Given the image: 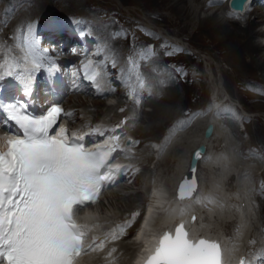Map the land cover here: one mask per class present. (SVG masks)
I'll return each mask as SVG.
<instances>
[{"label":"snow or ice","instance_id":"snow-or-ice-1","mask_svg":"<svg viewBox=\"0 0 264 264\" xmlns=\"http://www.w3.org/2000/svg\"><path fill=\"white\" fill-rule=\"evenodd\" d=\"M23 46V61L9 56L5 49L0 81L14 77L30 94L33 73L42 67V57L48 59V50H40L32 25L23 34ZM148 55L144 50L140 53L141 59ZM21 63L31 66L21 68ZM129 65V71L139 68L131 57ZM83 70L85 79L100 89L107 75L104 64L88 61ZM137 79L142 83L139 76ZM128 95L133 96V91ZM0 112L18 129L4 137L6 150L0 151V264H80L81 257L103 250L109 236L112 241L119 239L125 225L118 226L120 233L112 230L103 239L95 235L89 238V232L100 226L98 219L92 214L79 216L83 209L97 203L103 182L120 170V165L110 164L115 146L86 148L82 143L84 135H70L68 128L59 124L62 116L71 113L56 104L35 116L26 111L23 103L0 102ZM195 190L193 177L180 185L179 198H192ZM115 251L112 248L107 255ZM141 264H224V256L217 241L193 236L181 222L174 231L159 235ZM239 264L246 262L241 259Z\"/></svg>","mask_w":264,"mask_h":264},{"label":"rangeland","instance_id":"rangeland-1","mask_svg":"<svg viewBox=\"0 0 264 264\" xmlns=\"http://www.w3.org/2000/svg\"><path fill=\"white\" fill-rule=\"evenodd\" d=\"M40 3L37 4L35 7L31 6L30 15L27 17V20L31 19L33 16L41 17L46 15L47 12L49 13H59V12H66V13H73L78 12L81 13L82 16L85 18H90L87 16L85 11L92 13L93 8L89 5L91 2L98 4V7L101 9H105L107 11H118L124 14L126 17H130L134 15L138 20L143 22H150L156 27H158L163 33L170 34L173 37L180 38L182 41L189 43L194 49H197L199 53L193 55L192 53H188L189 55L180 54L182 50L178 48L176 45L172 44L171 42L163 39L159 36H156L154 32H145L142 28H139L133 34H130L127 25L119 22H114L109 16L106 18L109 22H111L116 30V35L121 43L124 45L128 41V39L132 36L136 41V47H131L130 50L133 55L136 57V50L141 52L142 50L147 51L149 53L148 57L153 58L157 73L155 78H160V81L156 82L158 87H161L160 93L161 96L159 98L152 97L155 100V104L158 105H165L168 110L171 111L170 117L166 118L164 121H156L152 122L149 126V121L146 120V115L151 113L153 107L151 106V102H147V99L150 98L152 91L155 86V82L153 78H150L149 88L151 94L147 96V98L142 102L140 109H138L135 123L136 126L131 130L132 133L136 134L138 138L145 140L147 138H157L167 122L175 115L181 112V109L184 106L193 107L202 103L203 100L208 98V92L211 91L213 93V89L216 88L217 91H220L222 95L229 96L233 99H238L237 103L241 105L247 111L253 113V119L249 118L246 121L245 132H234L232 139H228V133H223L219 128H217L215 138L211 143V148L213 149V153H223L228 159L231 160L230 165L228 166L229 169H234L237 167V163L234 162L236 159V154L234 153L233 148L231 147V142H236L242 145L243 143H260L264 145V94H258L254 91L250 92V89L244 87L242 83L244 81H259L264 83V78L262 77L261 73H264V62L261 66H257L255 63L250 61V57L245 52L243 48H236L235 46H239L237 42L234 40L235 38L232 36L224 35V32L214 33L210 31L207 27V21L198 22L199 19H205L208 16H211L213 13L218 15V19L220 21L230 23L231 20L227 19L222 15L221 9H214L211 7H201L202 2L201 0H179L181 1V6H184L185 12L183 10H179L172 7V3L176 0H39ZM162 1V2H161ZM86 2V3H85ZM10 0H2L0 1V10L3 12L10 11L6 8L5 5L9 6ZM45 4V6H43ZM50 4H53V9H50ZM167 5V6H166ZM259 5H257L258 7ZM259 9V10H257ZM255 12L248 11L246 15H244L245 19L238 21L237 25L244 26L246 21L249 20H257L261 17H258L257 12L262 9L257 8ZM179 11V12H178ZM94 22L100 23L102 25H108V23L104 21H100V19H93ZM147 23V22H146ZM201 26L203 27H200ZM198 26V27H197ZM206 26V27H205ZM255 31L264 30V24L258 21L253 26ZM112 29V27L110 26ZM108 29V34L109 30ZM92 30L99 36L100 33H97L96 27L93 25ZM204 31V32H203ZM106 34V33H105ZM111 36V35H110ZM102 37V34H101ZM151 39V42L148 43L147 38ZM258 38V39H257ZM116 39V38H114ZM252 39L256 43H262L263 40L260 36H253ZM117 41V39H116ZM258 41V42H257ZM118 42V41H117ZM120 47L118 44L117 49ZM242 47V45H241ZM68 52L64 50L63 54L70 58L71 55L78 56V54H71V50L69 49L68 45ZM228 48V49H227ZM110 49V48H109ZM185 51V50H184ZM168 53V54H166ZM257 57L259 55L262 56L264 60V45L257 53ZM70 55V56H69ZM130 55L128 52H125V56ZM119 58V54H117ZM83 59L80 56L77 57V60ZM188 58V59H187ZM172 59L179 60V59H186L183 63L174 65ZM120 60V59H119ZM149 60V59H148ZM251 62V63H250ZM194 64L198 69L197 76L195 77V82L192 83L190 81L184 80V72L185 70L191 65ZM253 64V65H251ZM260 64V63H259ZM243 67V68H242ZM260 67V68H259ZM143 71V70H142ZM116 73V70L112 72V74ZM171 78V79H170ZM118 80V79H117ZM116 80V83L118 82ZM118 95H109L106 97H91L88 94H76L70 97L71 104L74 106L75 110H77L78 114L85 115L88 118H95L97 116L105 117L111 115L116 107L115 101L117 100ZM179 102H178V101ZM159 101V102H158ZM172 101V103H171ZM109 102H112L110 105ZM79 103L83 105H78ZM161 103V104H160ZM70 104V105H71ZM110 106V107H109ZM173 107V113H172ZM98 110H104L102 114H98ZM113 116V115H112ZM210 115H203V119L200 117L197 118L195 123H189L188 127L185 128L184 132L179 136L174 138L171 144L166 146L165 151L158 157L155 158L153 153L150 152L149 148L146 144H139V149L137 156L140 160L141 171L143 168L147 167L150 170L151 176L149 177V183L152 184L159 183L171 188L173 184V179L176 177L177 173V165L179 164L180 158L185 155V160L188 155V150L186 149L191 148L188 143V140L193 136L190 134H194L196 131L198 134L202 132L203 122L208 120ZM191 120V119H190ZM189 120V121H190ZM186 121V119L184 120ZM183 121V122H184ZM200 121H202L200 123ZM201 124V125H200ZM190 129L189 132L188 129ZM229 128L232 130L231 125ZM233 131V130H232ZM193 132V133H192ZM186 133V134H185ZM218 134V135H217ZM230 137V136H229ZM224 138V142L226 141V145L224 146L223 150H216V147L219 146V141ZM195 143V141H194ZM188 145V146H187ZM145 148L148 151L145 153ZM241 148V147H240ZM239 148V149H240ZM152 153V155H151ZM230 153L231 155H227ZM264 154V149L262 151ZM145 155H148L149 159H145ZM212 156V155H211ZM235 156V157H234ZM239 157V155H237ZM150 158H153L152 161ZM184 160L183 170L186 169V161ZM183 161V160H182ZM158 162V163H157ZM244 165H248V162H243ZM242 163V164H243ZM183 165V163H182ZM205 167L202 165L199 168V179L201 185L203 187V191H207L208 195L211 194L213 191L210 190L213 187L211 186V182L218 181V184H221L223 176H226L227 171H224L220 166V171L215 172V167L208 166L207 162L204 163ZM207 165V167H206ZM185 167V168H184ZM228 169V170H229ZM139 171L136 175L137 181L129 188H122L117 190L121 182L113 185L112 187L105 190L101 197L99 198V206L93 207L92 215H95L101 219H105L110 217V215L115 214L116 212L125 208H130V202L121 200L120 203H117L114 199L111 198L112 195L119 194L120 196L117 197H124L126 193H131L129 197L131 199L140 198L136 201L135 207L139 206L140 202L142 203L145 199V188L146 183L143 181L142 177L139 175ZM143 172V171H142ZM239 176V184L236 189L227 191L234 194H227L225 190L217 194L218 201L225 195H228V202L232 203L233 205L240 206L243 210V215H245V206L248 204L251 206V193H248V189L246 190V183L247 180L245 179V172H238ZM152 179V180H151ZM142 180V181H141ZM151 180V181H150ZM209 181V183H208ZM147 183V184H149ZM208 183V186L206 187ZM125 185H122V187ZM110 191L109 194L108 191ZM107 191V195L104 194ZM133 191V192H132ZM241 192V193H240ZM221 193V195H220ZM224 193V194H223ZM226 193V194H225ZM206 194V195H207ZM242 194V195H241ZM111 195V196H109ZM215 195V194H214ZM224 195V196H222ZM230 195V196H229ZM222 196V197H221ZM221 197V198H220ZM239 197V198H238ZM241 198V199H240ZM126 199V198H125ZM231 199V200H230ZM111 200H113L111 204ZM259 200H264V184L259 187ZM249 202V203H248ZM245 205V206H244ZM253 205V204H252ZM134 207V206H133ZM234 207V206H233ZM235 208V207H234ZM250 209V208H249ZM197 210V209H196ZM204 213V212H203ZM207 214H203V219H205ZM248 220V217L245 216ZM156 219V218H155ZM260 220L263 221L264 225V216L260 217ZM221 223V230H223L225 222L221 219L219 221ZM250 226V223H248ZM225 229V228H224ZM248 228L246 229V233ZM256 232V231H254ZM240 235V234H239ZM128 240V243L132 245L135 251L138 247V243L133 241L132 236L128 234L125 236ZM239 241H243L244 239H240ZM245 238V237H243ZM127 243V244H128ZM241 246V245H240ZM120 244H119V251L120 252ZM124 250V251H123ZM126 252V253H124ZM123 255L118 257L120 263L123 264V260H126L129 257L128 252L125 249H122ZM125 254V255H124ZM127 254V255H126ZM127 257V258H126ZM97 258V257H96ZM96 258H90L93 260L91 263L96 264ZM100 258V257H99ZM109 264H112L109 262Z\"/></svg>","mask_w":264,"mask_h":264},{"label":"bare ground","instance_id":"bare-ground-1","mask_svg":"<svg viewBox=\"0 0 264 264\" xmlns=\"http://www.w3.org/2000/svg\"><path fill=\"white\" fill-rule=\"evenodd\" d=\"M167 1H169V0H167ZM181 1H179V0L174 1L171 6L174 7V8H176V10L177 9H179V10L181 9V10H183V12H185L184 6H181V4H180ZM254 1L251 3V5L254 3ZM256 3H254L253 6H252V12H255V9H257V8L262 9L261 11H259V14L257 12V15H258V17H261L260 19H258V21H260V23L264 24V8H262L263 5H259L257 7V4ZM5 6H6V8L9 9V6L8 5H5ZM257 10H259V9H257ZM250 12H251V10H250ZM9 17H10V11L3 12V11L0 10V20H6ZM87 20H88L89 25H90V30L92 32H94V30H92V26L94 25L96 27V30L95 31H97V33H100V35H99L100 37H101V34H102V37L101 38H103L106 41V43L108 45V48H110V49L116 48L117 49V46H118L119 42H117L116 39H114V37L110 36V34H108V31H107L108 29H111L110 26H108V25L106 26V25H102L100 23H96L91 18H87ZM199 21L200 22L207 21V23H206L207 26H208L207 28L210 31H213L215 34L216 33H220V32H224V35H228V36L234 37L235 38L234 40L237 42L238 45H240V47L239 46H235V47L236 48H243L245 50V52L248 54V56L250 57V61L252 63H255L257 66H261V64H263L264 60H263L262 56L259 55V57H257V55H258L257 53L262 48L263 43H256L252 39L253 36H260V37L264 38V30L255 31L253 29V27H252L255 23L258 22L256 19L255 20L254 19L253 20H249L248 19L246 21V24L244 26H242V27L239 26V25H237L238 22H236V21H231V24L230 23L223 22V21H220L218 19V15H216V13H213L211 16H208L205 19H199L198 22ZM200 27H203V26H201V24H200ZM68 45H69V41L63 43L58 48V50L60 52H62V54H63V51L62 50H64V49H65L66 52H68V48H67ZM241 45H242V47H241ZM61 48H62V50H61ZM120 55L121 54L119 53V58L117 57V60L120 59ZM77 57L80 58L79 55L78 56L71 55L69 59L67 57V60L69 62L73 63L74 65H76L77 64V61H78L77 60ZM126 57L127 58H130V55H128ZM138 64H139V70L138 71H140L143 74L150 75V72H151V61L150 60H148V59H142ZM251 65H253V64H251ZM114 71H115V69L113 67L108 68L107 84L109 86H111L112 89L116 93H119V94L122 95L129 88V86L126 84V81L122 79V77H121V75L119 73H117V74L113 73L112 74V72H114ZM131 73H132V76L134 78H136L137 72L136 71H131ZM261 74H262V77L264 78V73H261ZM116 80L118 81L117 83H116ZM136 95L140 99H143V100L146 99V98H141V96L138 95V94H136ZM148 101L151 102V106L153 107V110H152L151 113H148L145 116L146 117V120L149 121V124L147 126H149L152 122H156V121H158V122L161 121L162 122L166 118L170 117L171 111L168 110L166 107H164L165 105L163 106V105L155 104V100L151 96H150V98L147 99V102ZM171 103H172V101H171ZM80 104L81 103H79L78 105H80ZM83 104H81V105H83ZM73 105L71 104V106H73ZM103 111L104 110H98V114H102ZM172 113H173V107H172ZM201 118L203 119V117H201ZM93 119H95V118H93ZM96 119H97V117H96ZM190 119L191 118L188 117V118H186V121H184L185 120L184 119V120H182L180 122L181 123V126H180V129H179V132H182V131L184 132L185 131L184 129L187 128L188 125H189V123L191 122ZM206 121L207 120H205L203 123H205ZM201 122L202 121H200V123ZM226 124L228 126L231 125L232 130H234V128H233V122H232L231 119H229L228 122H226ZM190 129L191 128H189L188 131H186V132H189ZM215 131H217V128H216L215 123H213V131H212L211 135L208 138L203 137L202 133L201 134H198L197 131H196L194 134H190V136L191 135H193V136L188 140V143H190L189 145H191L190 147L192 148L193 146L196 145L195 143H197L199 140H204L206 142V149H205V151L203 153V156H202V158H201V160H200V162H199L198 165L201 166L202 163L207 162V165L208 166H212L214 168V163H215V164H218L219 166H221V168L224 171H228V166L230 165L231 160L228 159L225 155H223V153H217V154L216 153H213L212 154V152H214V151L211 148L212 147L211 146V143H212V141L215 138ZM179 132H177V131H175L173 129H170V131L166 133V135L164 136V138H163V140L161 142V147L163 148L164 151H165L164 148H166V146H168L169 144H171L175 137L177 139V136H179L180 134H182V133H179ZM228 139H229V135H228ZM194 141H195V143H194ZM191 148L186 149V151L188 150V152H187L188 154H189ZM146 152H147V150L145 151V153ZM184 160H185V155H183L182 158H180V160L178 162L179 164L177 165L178 166L177 167V173L175 175L176 177L173 179V184H174V182L176 183V181L178 180V178L184 172V170H183ZM186 160H187V158H186ZM246 161L249 163V161L247 159H246ZM243 162L244 161H242V163ZM182 163H183V165H182ZM249 164L252 165V163H249ZM142 171L140 172L139 175L142 177L143 181L147 185L146 188H145V192H146V190L149 187V184H147V183H149V177L151 176V174H150L149 168H147V167L143 168ZM238 172L239 171L235 172L236 173V184H237V186L239 184ZM137 177H138V175H136L134 177V179L130 183L120 184L118 187H116V189L117 190H120L122 188H129V187H131L130 185L131 184L133 185L137 181ZM214 182L215 181H212L211 182V186L213 184V187L210 190H212L213 192L211 194H209V195L207 194L208 193L207 191H205L207 195L204 193L203 187L201 186V184H199V185H197V188L195 190V194H193L192 198H185V199L181 200V199H176V198L173 197L172 203L169 204L162 213L158 214L157 217H156V219H153V217H152V213H156L155 209L153 207H149L150 211L147 213L146 218L144 220V225H143L144 227H142V229L138 232V234L140 236V240H142L143 243H144V240H146V239L147 240L149 239V241L152 240V235L151 234L154 231H156L158 228H160V227H162V226H164L166 224H170L171 221H172V219L175 217L176 214L186 215V212L187 211H194L195 214H196V218L197 219L191 224L190 230H192L195 233V235L196 234H199V233H206L209 236L216 237V238L220 239L222 246L229 245V247H231V248H234L236 246V249L238 247H240V245H242V244H240L239 238H237V237H240V239L241 238L244 239L243 237L246 236V234H247L246 233V229L250 227L248 225V223H250V220H249V215L250 214L249 213L253 211V209H254L253 208V205L251 204V206H250L249 205L250 204L249 202H248L249 203L248 204V207H247V205L246 206L244 205L245 206V215H243V210L244 209L241 208V205L240 206H237V208H236V205L235 204L233 205L232 203L228 202L229 201L228 200V198H229L228 195H225V196L222 195L224 197L221 196L222 198L220 197L221 199H219L220 201H218V198L214 194L216 192L219 193L220 190H221V192H223V190L221 189V186H219L218 181H216V183H214ZM122 185H125V186L122 187ZM171 186H172V184H171ZM165 187L167 189H164L163 184L162 185L160 184L156 188L153 187V194L152 195H156V197H155V201L156 202H159V201H161V200L164 199V197L161 195V192L168 191V188L170 186L169 187L165 186ZM112 190L113 189H110L108 191V193L110 194L111 193L110 191H112ZM231 190L232 189H230L229 191H231ZM248 193L250 194V190H248ZM104 194L107 195V191ZM130 194L131 193H126L123 198L122 197H117V196H120L119 194L112 195V196L109 195V196H111V198H115L114 200L117 203H120L121 200H124V201H127L128 200L129 202L131 201L130 202V208H125V211H127V210H130L133 206L135 207V204L134 203L140 199L139 197L138 198H135V199H131L129 197ZM227 194H231V193L228 192ZM220 195H221V193H220ZM198 197H200L201 200H199ZM152 199H153V196H151V200ZM98 201L95 204V206H97V204L99 206V202ZM112 201L113 200L110 201L111 204L113 203ZM195 201H199V202H195ZM95 206H94V208H95ZM92 212H93V209H92V211H87V215L92 214ZM123 212L124 211L122 209V210H120V211H118L115 214L110 215V216L121 215ZM203 212L207 214L205 216L206 217L205 219H203V214H204ZM245 216L248 217V220H247V218ZM231 217H234V219L238 223L237 226H236L237 233L235 234V236L232 239L225 240V237H224L225 229L223 228V230H221V223L219 221H220V219H221V222L222 221H224V222L225 221H229L231 219ZM105 219H107V218H105ZM101 220L102 219H99V221H101ZM127 240L128 239L126 237H123V238H121L119 241H117L115 243V245H116L115 246L116 251H115L114 254L117 253L116 259H114L112 261H109L107 257H103V258L97 257L95 259V261L96 260H99V261H97L96 264H109V262L112 263V264H121L120 263V260L118 259V257H120V256L123 255L122 249H125L128 252V254H129V257L128 258L126 257L127 258L126 260L122 259L123 260V264L124 263L126 264L127 262H129V260L134 255V251H133L134 248L132 247V245H130L128 243ZM119 244H120L121 247H120V252L118 253V251H119ZM236 249L234 250V252L236 251ZM234 252H233V254H234ZM124 253H126V252H124ZM88 257L89 256H87L86 258L87 259H90ZM224 264H234L233 261H232V257L231 258H224ZM246 264H249V262L246 261Z\"/></svg>","mask_w":264,"mask_h":264},{"label":"water","instance_id":"water-1","mask_svg":"<svg viewBox=\"0 0 264 264\" xmlns=\"http://www.w3.org/2000/svg\"><path fill=\"white\" fill-rule=\"evenodd\" d=\"M246 0H228V5L234 9V10H237V11H240L243 9L244 7V3H245ZM210 128H211V124L210 123H207L205 128H204V131H203V135L204 136H207L210 132ZM203 148V143H199L191 152V156H190V160H189V168L191 169V177L190 178H186L185 177V174L182 176V178L178 181V184H177V195L179 196V191H180V185L182 183H184L186 180L187 181H191L194 177L193 175V167H194V162H195V158L197 157L196 153L197 152H200Z\"/></svg>","mask_w":264,"mask_h":264}]
</instances>
